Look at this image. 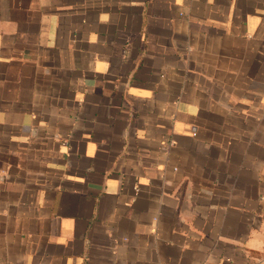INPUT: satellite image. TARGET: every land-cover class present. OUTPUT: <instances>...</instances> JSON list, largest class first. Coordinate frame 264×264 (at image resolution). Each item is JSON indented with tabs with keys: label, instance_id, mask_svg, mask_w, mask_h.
I'll return each instance as SVG.
<instances>
[{
	"label": "crops",
	"instance_id": "0c3cea01",
	"mask_svg": "<svg viewBox=\"0 0 264 264\" xmlns=\"http://www.w3.org/2000/svg\"><path fill=\"white\" fill-rule=\"evenodd\" d=\"M0 264H264V0H0Z\"/></svg>",
	"mask_w": 264,
	"mask_h": 264
}]
</instances>
